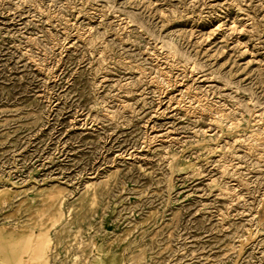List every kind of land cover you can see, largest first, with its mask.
<instances>
[{"label":"rangeland","instance_id":"1","mask_svg":"<svg viewBox=\"0 0 264 264\" xmlns=\"http://www.w3.org/2000/svg\"><path fill=\"white\" fill-rule=\"evenodd\" d=\"M0 264H264V0H0Z\"/></svg>","mask_w":264,"mask_h":264}]
</instances>
